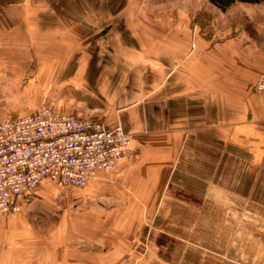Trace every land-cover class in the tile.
<instances>
[{"label":"rangeland","instance_id":"1","mask_svg":"<svg viewBox=\"0 0 264 264\" xmlns=\"http://www.w3.org/2000/svg\"><path fill=\"white\" fill-rule=\"evenodd\" d=\"M110 6L113 13H106L105 20L133 24L152 46L167 42V81L183 75L187 89L183 97L169 96L168 103L181 106L172 110L167 125H156L159 133L151 136L155 140H144L146 129L138 135L128 132L114 119V107L103 100L117 92H91L96 90L91 84L88 90L65 85L74 82L69 76L74 59L62 76H51V66H39L30 57L22 86L0 95V123L48 105L58 114L100 122L106 128L121 126L131 137L132 150L114 171L97 174L83 188L61 190L43 182L18 212L0 217V264H197L192 244L200 239L199 229L232 227L233 219L245 218L239 212V168L249 165L251 157L240 156V142L227 139L230 131L221 119L223 74L227 68L244 74L247 50L255 58V48L264 42V0L236 2L224 11L209 0H114ZM213 75L217 123L208 130L207 85ZM98 79L97 88L117 84L115 77ZM250 89L261 91L263 80L250 84ZM207 133L215 136L210 142ZM168 139L178 149L170 162L160 157L170 149ZM196 145L205 156H192ZM225 155L233 167L234 203L224 198V173L207 172L213 162L216 168L224 164ZM152 164L163 171L156 174L149 168ZM208 178L216 187L200 188L198 199L195 182L202 187ZM209 191L215 194L211 204ZM248 222L259 224L255 218Z\"/></svg>","mask_w":264,"mask_h":264},{"label":"crops","instance_id":"2","mask_svg":"<svg viewBox=\"0 0 264 264\" xmlns=\"http://www.w3.org/2000/svg\"><path fill=\"white\" fill-rule=\"evenodd\" d=\"M113 1L0 0V95L22 86L25 63L30 57L39 66H51V76H62L65 67L74 59L75 65L69 74L74 82H65V85L88 90L91 84V87L96 86V90L93 88L91 92H117L103 98L114 107L111 108L114 119L120 121L133 134L138 135L146 129L144 140L149 136L150 140H155L151 136L159 133L156 125H167L172 110L181 106L169 104L173 101L168 103V97L185 96V76L176 75L175 80L172 79L173 83L172 80L167 81V42L163 43V47L162 43L160 47L152 46L148 38L136 33L133 24L105 20L106 13H113L110 6ZM260 45L255 48V58L247 50V71L244 74H234L231 68L224 70L223 74L224 100L221 119L224 129L230 131L226 133L227 139L240 142V156L251 157V163L248 165L246 162L248 167L239 168V215L245 218H242L244 221L240 218L233 219L232 227L199 229L197 236L200 239L192 244L197 264H264L263 40ZM146 60L150 62L146 63ZM212 73L215 74L214 69ZM108 77L117 78L115 87L112 84V88H103L101 84L102 88H97V79ZM121 77L123 81L120 80ZM193 79L197 82L196 78ZM261 80L263 89L251 91L250 84ZM216 92V77L213 75L207 85L208 130L217 123ZM235 94L239 97L235 98ZM127 99L132 101L125 104ZM163 100L167 104L163 105ZM214 137L213 134L207 135L209 142ZM137 141L135 139L132 142V147ZM168 143L169 151L162 153L160 157L167 158L170 162L177 156L178 149L170 139ZM191 154L196 157L205 156L197 145L192 148ZM228 157L229 155H225L224 164H220L218 168L213 162V165H209L212 169L207 172L210 175L209 171L215 173L218 169L224 173V198L232 202L233 167L226 160ZM149 168L155 169L156 174L163 171L162 166L159 168L153 164ZM195 183L193 189L197 190L195 194L198 199L201 195L200 188L213 190L216 187L215 180L210 178L203 182L202 187L199 180ZM207 195V204H211L215 194L212 195L209 191ZM223 214H228L226 209ZM230 218L232 220V216ZM253 218L259 224L250 225L248 221ZM238 222L240 227H237Z\"/></svg>","mask_w":264,"mask_h":264},{"label":"built area","instance_id":"3","mask_svg":"<svg viewBox=\"0 0 264 264\" xmlns=\"http://www.w3.org/2000/svg\"><path fill=\"white\" fill-rule=\"evenodd\" d=\"M130 146L121 126L106 128L48 105L0 123V217L18 212L43 182L85 187L114 171Z\"/></svg>","mask_w":264,"mask_h":264},{"label":"trees","instance_id":"4","mask_svg":"<svg viewBox=\"0 0 264 264\" xmlns=\"http://www.w3.org/2000/svg\"><path fill=\"white\" fill-rule=\"evenodd\" d=\"M209 1L224 11L236 2L251 4V3H259L261 0H209Z\"/></svg>","mask_w":264,"mask_h":264}]
</instances>
